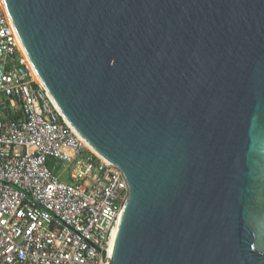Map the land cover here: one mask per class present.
I'll use <instances>...</instances> for the list:
<instances>
[{
	"label": "water",
	"instance_id": "water-1",
	"mask_svg": "<svg viewBox=\"0 0 264 264\" xmlns=\"http://www.w3.org/2000/svg\"><path fill=\"white\" fill-rule=\"evenodd\" d=\"M2 2L126 178L108 264H264V0Z\"/></svg>",
	"mask_w": 264,
	"mask_h": 264
},
{
	"label": "built area",
	"instance_id": "built-area-1",
	"mask_svg": "<svg viewBox=\"0 0 264 264\" xmlns=\"http://www.w3.org/2000/svg\"><path fill=\"white\" fill-rule=\"evenodd\" d=\"M35 70L0 0V264H108L126 178Z\"/></svg>",
	"mask_w": 264,
	"mask_h": 264
},
{
	"label": "bare ground",
	"instance_id": "bare-ground-1",
	"mask_svg": "<svg viewBox=\"0 0 264 264\" xmlns=\"http://www.w3.org/2000/svg\"><path fill=\"white\" fill-rule=\"evenodd\" d=\"M35 72H37L36 70H35ZM38 73H36V78L38 79V80H40V81H42L41 80V78L39 77V75H37ZM52 97V96H51ZM53 98V97H52ZM54 100V99H53ZM56 103V102H55ZM56 105H57V103H56ZM57 107L59 108V106L57 105ZM59 110H60V112L65 116V114L61 111V109L59 108ZM65 118L67 119V121L70 123V121L68 120V118L65 116ZM71 124V123H70ZM91 147V146H90ZM94 151H96L95 150V148H93V147H91ZM98 154H100L98 151H96ZM101 155V154H100ZM102 156V155H101Z\"/></svg>",
	"mask_w": 264,
	"mask_h": 264
},
{
	"label": "rangeland",
	"instance_id": "rangeland-1",
	"mask_svg": "<svg viewBox=\"0 0 264 264\" xmlns=\"http://www.w3.org/2000/svg\"><path fill=\"white\" fill-rule=\"evenodd\" d=\"M62 179L66 180V177H65V175H62Z\"/></svg>",
	"mask_w": 264,
	"mask_h": 264
}]
</instances>
